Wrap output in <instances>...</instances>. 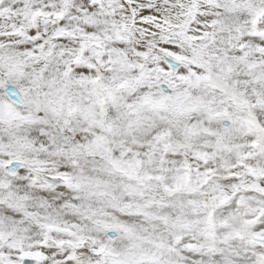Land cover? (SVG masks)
<instances>
[{
    "label": "snow or ice",
    "instance_id": "6c2138e0",
    "mask_svg": "<svg viewBox=\"0 0 264 264\" xmlns=\"http://www.w3.org/2000/svg\"><path fill=\"white\" fill-rule=\"evenodd\" d=\"M0 264H264V0H0Z\"/></svg>",
    "mask_w": 264,
    "mask_h": 264
}]
</instances>
